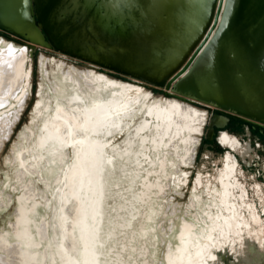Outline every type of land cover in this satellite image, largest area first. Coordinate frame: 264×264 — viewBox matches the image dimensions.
<instances>
[{
  "label": "bare ground",
  "instance_id": "6f19581e",
  "mask_svg": "<svg viewBox=\"0 0 264 264\" xmlns=\"http://www.w3.org/2000/svg\"><path fill=\"white\" fill-rule=\"evenodd\" d=\"M26 50L25 47L17 49L13 45L0 48V110L11 105L13 99L20 96L24 85ZM56 79L51 87L53 94H48L36 107L37 117L43 120L42 128L37 134L38 140L34 143L35 148H29L33 154L22 160L23 168L31 174L39 173L42 168L46 169L51 164L58 169L54 178V194H57L58 205L52 209V228H56V231L45 251L41 252L39 246L47 236V224L34 218L37 214L36 198L39 195L32 182L22 183L21 215L17 228L15 227L17 239L11 242L5 234L1 236L0 253H5L6 256H0V264H111L113 261L122 264L120 251H117L116 258L110 259V250L105 251L104 244L116 236L120 226L131 224L128 223L130 218H126L125 211L135 217L142 208L141 220L149 218L152 221L153 215H146V210L152 206L153 199L165 191L170 180L179 185L186 176L180 169L184 165H190L194 159L198 143L194 135L200 133L206 113L184 103L192 102L165 95L172 98L139 107L141 120L132 131L131 127L127 130L122 144H115L114 138H111L101 147L98 138L111 136L112 130L121 128L123 122L129 123L126 127L130 126L131 119L137 114L133 108L137 101L127 92L131 85L111 80L107 74L96 73L94 69L76 76L62 74ZM19 112L20 109L16 108L1 116L0 125L7 129H2L3 133H9ZM27 134L25 132L23 138H27ZM72 146H75L76 156L72 165L74 169L71 167L70 171L77 172L78 180L74 183L65 182V195L70 206L64 210L67 200L62 199L59 188L62 187V176L66 173V149ZM37 147L42 148L44 153L35 154ZM123 158L129 162L124 168L121 164ZM106 159H109L107 166L114 167L113 171H106L107 173L103 162ZM117 169L128 183L124 185L116 179L113 182L114 190L110 187V179ZM221 182L225 188V182ZM112 194H117L118 198L112 206L114 215L109 219L110 225L105 224L104 233H101L103 220L106 221L108 215L107 200ZM87 204L88 208L78 218L69 219V212ZM199 204L198 198L194 197L192 205ZM209 205L217 206V221L208 209H202V219L199 215H194L195 223L194 220L185 222L183 219L176 246L168 247L167 264H197L202 258L207 264L204 250L209 247L210 231L215 227L214 222L209 225L208 218L218 222L221 211L218 202L207 204L206 207ZM201 220L207 221L209 230L199 224ZM35 225L36 231L33 230ZM144 229L143 225L142 230ZM201 239L206 243L202 244ZM71 244L75 247L69 250ZM101 253L103 255L100 258ZM142 253L145 256L147 254L145 250L140 255ZM144 264L148 262L145 260Z\"/></svg>",
  "mask_w": 264,
  "mask_h": 264
},
{
  "label": "water",
  "instance_id": "95a60500",
  "mask_svg": "<svg viewBox=\"0 0 264 264\" xmlns=\"http://www.w3.org/2000/svg\"><path fill=\"white\" fill-rule=\"evenodd\" d=\"M0 28L264 123V0H0ZM227 118L215 115V128Z\"/></svg>",
  "mask_w": 264,
  "mask_h": 264
},
{
  "label": "rangeland",
  "instance_id": "374dc122",
  "mask_svg": "<svg viewBox=\"0 0 264 264\" xmlns=\"http://www.w3.org/2000/svg\"><path fill=\"white\" fill-rule=\"evenodd\" d=\"M11 45L15 46L17 49L25 47L27 50L25 76L23 79L24 85L20 92V96L16 100L13 99L11 105L0 110L1 118L3 114L13 112L16 108L20 109V112L17 115L18 117L13 122L8 134L3 133V131H7L6 127L2 124L0 125V238L5 234L7 239H9L11 242L17 239L15 233L18 218L21 215L20 198L23 195L24 189L22 187V183H26V181L29 183L32 182L34 188L36 189V194L39 195L36 198L37 214L34 215V218L40 223L45 222L47 224V236L43 239L42 245L39 246V249L42 252L45 251L48 241L53 237V234L56 231V228H52V224H54L52 219V209L58 205L56 202L57 194H54V189H56L54 178L57 175L58 169L55 165L51 164L46 169L41 167V172L31 174L29 173L30 171L25 170L22 166V160H26L32 156L33 153H31L29 148L30 146L33 149L35 148L34 143L36 140H38L37 134L42 128L43 119H41V117H37V114L35 113L36 106L39 102L44 101V98H47L48 94H53L51 87L55 77L57 78L62 74L66 75L68 73L74 75L75 73L87 72L89 70H93L94 68L89 67L88 63L84 62L83 60L67 54H64L67 56V58L60 55L61 57L65 58V60L59 57H54L53 54L59 55L61 52L51 48L36 47L34 50H31L26 44L13 39L11 35L5 32H0V46L7 48ZM95 72L100 74L105 73L99 72L98 70H95ZM107 77L111 80L129 83L123 77L114 73H109ZM129 93L130 97L133 100L136 99L137 101V103L133 105V108L135 111H137V114H135V116L131 119V131L141 120L142 116L138 112L139 107H142L144 104L150 105L151 103L164 102L167 98L161 92L157 91L153 93L149 89H144V91H140V93L135 91H129ZM147 93H151L152 95L150 100H147L149 97L148 95H144ZM195 104L196 103H193L191 105L196 109L205 112L206 114L201 132L194 135L198 142L196 145L197 147L195 148L194 159L190 165H184L180 169L181 173L185 174L186 176L182 178V182H180L179 185H176L174 181L170 180L166 184L165 191L160 194L159 197H155L153 199L152 206H149L145 213L146 215H153L154 218L152 221L149 220V218L141 220L142 208L140 209V214H137L135 217L131 216L127 211L124 212L126 218H130V222L128 223L131 224H127L126 227L124 226L125 228L120 226L116 236L104 244L103 249H105V251L110 250L108 255L110 259L112 257L116 258L117 251L119 250V253H121L120 261L122 264H144L145 260L148 262V264H167L166 254L168 247L171 245L173 247L176 246L178 242L179 229L182 226L183 219L184 221L186 220L185 222L194 220L195 223L196 219L194 215H199V218L201 219L204 217L201 215L202 209H208V212H210L214 217L218 212L216 205H209L207 207L206 205L210 203L213 204V202L216 204V202H218L219 206H221V192L223 190L221 185V177L223 176L226 168V157L228 154H230L232 161L236 165L234 175L231 179L235 186L231 188V194L229 196V201H231V203H229V205H222L221 209L225 213L224 215L229 217V212H231L229 207L232 206L235 208V213L232 215H235L236 224L238 222L239 225L235 226L232 224L231 227L227 226L226 228H228V234L226 235L221 234L218 230L215 231V234L211 238V242L214 243L213 254L216 257V261L218 262H216V264H250L249 262L242 260V258L237 257V253L233 252L237 248L238 249L236 252H239L240 248L242 251L244 250L240 242L242 236L241 232L246 229L247 226L248 230H252V228L249 227V221L240 219L239 212L243 206L240 204L237 207L235 198L243 199L245 197V192H243L244 190L242 189L240 180L244 184L248 181L249 185H251V182L255 181L253 178L250 179L255 175V168L245 169V165H243L242 161L239 159L238 167L239 169L245 170L246 173V177H241V179H239L237 173V163L234 155L231 152H227L228 149H226V147L224 148L220 146L218 143H206V134L208 129V123L206 124V121L208 120V115L202 106ZM128 129L129 126L125 127V131ZM228 130L232 133H237L239 136V131L235 130L233 127L229 128ZM25 132L26 134L28 133L27 138L25 137L26 139L23 138ZM223 132L229 134V136L232 138L238 139L236 136L230 135V133L227 131ZM125 138L126 137L124 133L121 137H116L114 143L117 145L122 144ZM238 141L240 143L239 139ZM246 148L250 149L249 146L244 147L241 144L240 150H242V152H244ZM66 150L68 152L66 155L67 166L64 167V171L66 173L65 176H62L64 184L62 183V187L59 188V193L62 195V199L64 201L67 200L64 210H67L70 206V201L65 195V191L67 189L65 184L67 181L74 183V181L78 180L77 172L75 170L70 171L71 169H74V166L72 167V165L76 156L75 146L67 147ZM43 153L44 151L42 148H36L35 154ZM44 155H46V153ZM105 164V168L107 167L105 172L113 171L114 167H112V165L108 167L107 164L109 163L105 162ZM116 179L121 181L124 185L128 183L126 178L122 176L121 172L117 169L113 177L110 179V187H112L114 190L115 188L113 185ZM236 190L239 194H236ZM250 192V198H252L254 202L253 198L255 193L253 190ZM113 194L110 195L107 200V204H109L107 205L108 215L106 221L103 220L102 225L104 226H101V233H104L103 230H105V224L106 226L110 225L109 219L112 215H114L112 206L118 200V198L117 194H115L116 196ZM194 197H197L200 201L198 206L192 205ZM28 207H30V205ZM87 208L88 204L87 206L84 205L81 208H75L74 211L69 212V219L78 218ZM222 211H220L219 214H222ZM134 212L136 213L137 210H134ZM66 220H68L67 217ZM208 221L209 225H211L212 222H214L215 225L214 219L212 220L211 218V220H209L208 218ZM254 221H256V219H254ZM206 223L207 221L205 220L199 221V224L203 225L202 227H206L207 230H209ZM218 223L219 222L216 224ZM219 224L222 225L221 222ZM143 225L145 227L144 231L142 230ZM33 230L36 231V225L34 226ZM231 232L233 234H237V236H232ZM231 242H234L235 244ZM216 244H218V248H216ZM74 247L75 246L71 244L69 250L74 249ZM143 250L147 252L146 256L143 255L144 253L140 255ZM102 255L103 253H101L99 257L101 258ZM0 256L3 257L6 256V254L0 253ZM235 257L237 259H235ZM208 260L210 262L208 261L207 263L212 264V259L209 258ZM111 264H119V262L113 261Z\"/></svg>",
  "mask_w": 264,
  "mask_h": 264
},
{
  "label": "flooded vegetation",
  "instance_id": "af4514ba",
  "mask_svg": "<svg viewBox=\"0 0 264 264\" xmlns=\"http://www.w3.org/2000/svg\"><path fill=\"white\" fill-rule=\"evenodd\" d=\"M0 32H5V33L11 35L8 31L1 29V28H0ZM17 40L25 44V41L23 39H17ZM38 47H40V46H38ZM40 48H42V47H40ZM60 55L67 58V56L64 55L63 53L62 54L60 53L59 55L53 54L54 57H59V58L65 60V58L61 57ZM88 65H89V67L94 68V70H96V71L98 70L99 72H102V73L105 72L104 74H107V76L109 75V73L110 74L114 73L116 75H120L121 77H123L131 85V87L127 90V92H129V91L134 92L135 91V92L140 93V91H144V89H149L153 93L159 91L163 95H166L164 90L161 88L151 86V85L144 83V82H141V81H136L130 77L121 75V74L114 72V71L106 70V69H103V68L97 67V66H92L89 63H88ZM76 75H78V73H75L73 76H76ZM54 81H57L56 77H55ZM144 95L149 96L147 98V100H150L152 97L151 93H149V94L147 93ZM167 98H172V97H167ZM174 99L178 100L176 98H174ZM179 101H181V100H179ZM188 101H189V99H188ZM181 102H184V101H181ZM184 103H186V102H184ZM193 103H196V104H199V106H202L208 115V120L206 121V124L208 123V129H207V134H206V143H209V144L218 143L220 146H222L224 148L226 147V149H228L227 152H231L234 155V157L236 159V163H237V169H238L237 173H238L239 179H241V177H243V178L246 177L245 170L239 169V167H238L239 159H240V161H242L243 165H245V169L255 168V175L250 178V179L253 178V180H255V181L251 182V185H249L248 181H247V183L244 184L240 180L242 189L244 190L243 192H245V197L243 199L235 198L237 207L240 204L243 206L239 212L240 213V219L249 221V225H250L249 227L252 228V230H248V226H247V228L241 232L242 236H241L240 242H241L244 250L242 251L240 248V251H239L240 253H239V252H236L238 249L237 248L233 252L237 253V255H236L237 257L242 258V260H245L246 262H249L250 264H264V123L256 121L254 119L247 118V117L236 118V117L232 116L231 113L227 110H221L218 107H214V106H211L208 104H202L200 102H192V103H186V104L189 106H192L191 104H193ZM215 115H219L223 118H227V121L225 122V125L222 128L216 127L213 137L211 139H209L208 138L209 123ZM127 124H129V123L123 122L121 128L113 129L112 130L113 134L109 137H104V139H103V137L98 138L99 144H101V147L106 145L107 141L110 140L111 138H114V140H115L116 137H119V136L121 137L122 134H124V133L126 134L127 130L125 131V127H126L125 125H127ZM231 127H233L235 130L239 131V136L237 135V133H232L228 130ZM129 128H130V126H129ZM114 130H116V131L114 132ZM223 131H227L230 133V135L236 136L240 140V143L244 147L249 146L250 149L246 148L245 151L242 152V150H240L241 144L239 143L238 139L230 137L229 134H227ZM109 132H111V131H109ZM84 152H86V151H84ZM83 153H81L80 156H82ZM123 159L124 160L121 161L122 162L121 164H123V168H124V165L128 166L129 162L127 161L126 158H123ZM108 161H109V159H106L103 162H108ZM226 163L227 164H226L224 174L221 177V180H223V182H225V184H226L225 188H223V190L221 192V193H224L223 195H221L222 196V200L220 202L221 206H222L223 202H224L223 205H229V203H231V201H229V196L231 194V188L233 186H235L234 182H232L231 179L234 175L236 165L232 161V157L230 154H228L226 157ZM221 185H222V182H221ZM251 190H253L255 193V196L253 198L254 202H253L252 198H250V195H251L250 191ZM240 191H241V189H240ZM237 192L238 191L236 190V194H239ZM232 201H233V197H232ZM229 209H231V212H229V217L224 215L225 213L221 209L222 214H220L218 222L219 223L221 222L222 225H220L219 223L215 224L214 230L210 231V235H211L210 238H212V236L215 234L216 230H218L221 234L226 235V234H228V228H226L227 226L231 227L232 224H234L235 226L239 225L238 222L236 224L235 215H232L233 213H235V208H233L231 206V207H229ZM215 219H216V216H215ZM217 219H216V221H217ZM254 219H256V221H254ZM215 223H217V222H215ZM231 234L234 237L237 236V234H233L232 232H231ZM211 240L209 241V247L207 248V250H204V253H206L205 255L207 258V262L209 261L208 259L211 258L212 264H216V262H217L216 257L213 254L214 253L213 252V246H214L213 244L214 243H212ZM204 242L206 243V241H202V244H204ZM231 243L235 244L234 242H231ZM216 248H218V244H216ZM235 259H237V258L235 257ZM197 264H205L203 258H202V261L200 262V260H199V263H197ZM207 264H210V263H207Z\"/></svg>",
  "mask_w": 264,
  "mask_h": 264
},
{
  "label": "trees",
  "instance_id": "16d2710c",
  "mask_svg": "<svg viewBox=\"0 0 264 264\" xmlns=\"http://www.w3.org/2000/svg\"><path fill=\"white\" fill-rule=\"evenodd\" d=\"M120 74V73H119Z\"/></svg>",
  "mask_w": 264,
  "mask_h": 264
}]
</instances>
